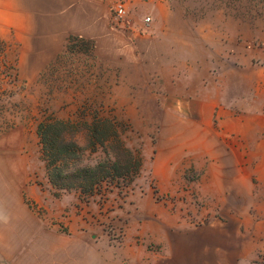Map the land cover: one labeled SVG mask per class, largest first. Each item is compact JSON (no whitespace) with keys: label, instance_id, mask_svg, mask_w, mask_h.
<instances>
[{"label":"crops","instance_id":"1","mask_svg":"<svg viewBox=\"0 0 264 264\" xmlns=\"http://www.w3.org/2000/svg\"><path fill=\"white\" fill-rule=\"evenodd\" d=\"M110 1L0 0V39L13 36L20 43L21 62L26 61L32 77L72 42L90 41L98 56L122 69L116 93L147 98L144 105L158 115L207 119L208 127L215 116L218 127L208 130L213 133L209 145L203 146L202 137L197 143L212 152L215 215L199 231L156 203L154 193H143L152 201L146 209H136L145 220L128 221L126 237L113 246L88 218L52 212L42 189L30 181L24 141L13 145L0 140V264H264V250L263 256L259 253L264 248V66L248 68V80L243 85L234 80L233 94L225 96L222 83H208L212 50L207 39L214 32L225 37L221 28H190L184 12L174 9L176 0H150L140 6L146 16L130 13L129 22L119 24L110 13ZM188 37L202 55L185 60L179 58V49L188 47ZM195 70L207 71L208 78L176 96L173 77ZM240 92L243 102L234 99ZM188 124L203 127L200 121ZM227 143L231 148L226 159L222 152ZM175 144L180 149L153 170L161 180L159 193L179 175L172 164L195 148L191 137Z\"/></svg>","mask_w":264,"mask_h":264},{"label":"rangeland","instance_id":"2","mask_svg":"<svg viewBox=\"0 0 264 264\" xmlns=\"http://www.w3.org/2000/svg\"><path fill=\"white\" fill-rule=\"evenodd\" d=\"M117 1L124 0L110 1L113 17L112 7ZM125 2L128 9L130 7V17L146 16L140 6L150 0ZM175 8L184 12L190 28H221L225 33V37L219 38L214 32L207 39L212 50L209 78L204 70L178 74L173 77L176 82L173 93L176 96L183 95L187 85L196 84L206 77L210 85L222 83L227 92L225 96H231L236 84L234 80L243 85L250 76L251 66H264V0H176ZM240 19L242 21H238ZM187 40L188 47H180L179 58L189 60L191 55L194 58L202 55L200 46L192 43L191 37ZM4 41L0 39V140L13 141V145L24 141L28 155L26 163L32 171L30 181L42 189L44 202L52 212L88 218L91 225L98 226L105 233L113 246L123 242L128 221L145 220L136 209H146L152 201L143 193H154L156 203L180 214L186 225L199 227V231L212 221L215 215L210 183L212 152L201 149L197 143L202 137L206 143L203 146L209 145L213 133L208 130L218 127L215 116L210 119L211 127H208L205 124L207 119L158 115L155 109L144 105L149 104L147 98L121 96L116 93L121 67L98 56L90 41L72 42L66 52L38 77L26 73L28 68L26 61L21 62L20 43L13 36ZM240 90L243 92L244 88ZM242 92L234 94V99L245 101ZM82 112L110 115L128 126L124 133L126 144L129 149L140 152L144 159L141 174L130 187L104 186L89 197L79 192L55 190L49 184L37 125L49 115L66 120L76 119ZM192 120L202 122L203 127L196 125V130L192 132L194 127L188 124ZM188 137L195 142V148L189 150V156L181 158L183 161L172 164L179 175L167 181L166 191L162 187L163 191L159 193L161 180L154 176V168L161 166L166 156L172 157V153L180 149L179 144L175 146L174 142L187 140ZM226 147L222 153L227 159L230 143ZM92 159L95 161L96 156ZM259 250L263 256L264 248Z\"/></svg>","mask_w":264,"mask_h":264},{"label":"trees","instance_id":"3","mask_svg":"<svg viewBox=\"0 0 264 264\" xmlns=\"http://www.w3.org/2000/svg\"><path fill=\"white\" fill-rule=\"evenodd\" d=\"M127 128L118 118L100 112H82L66 120L46 116L37 125V135L49 184L89 197L104 186L130 187L140 176L144 159L128 148Z\"/></svg>","mask_w":264,"mask_h":264},{"label":"built area","instance_id":"4","mask_svg":"<svg viewBox=\"0 0 264 264\" xmlns=\"http://www.w3.org/2000/svg\"><path fill=\"white\" fill-rule=\"evenodd\" d=\"M142 1H148V0H142ZM114 17L113 19L116 20L119 24L122 23H128L129 22V9L128 5L125 1H117L114 6L112 7ZM146 23H150L151 19L150 17L145 18Z\"/></svg>","mask_w":264,"mask_h":264}]
</instances>
